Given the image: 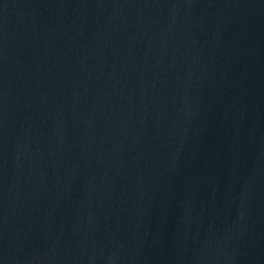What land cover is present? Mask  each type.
<instances>
[{
	"label": "water",
	"instance_id": "1",
	"mask_svg": "<svg viewBox=\"0 0 264 264\" xmlns=\"http://www.w3.org/2000/svg\"><path fill=\"white\" fill-rule=\"evenodd\" d=\"M0 264H264V0H0Z\"/></svg>",
	"mask_w": 264,
	"mask_h": 264
}]
</instances>
